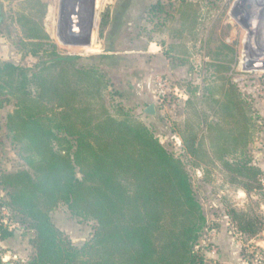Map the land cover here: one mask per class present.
Returning a JSON list of instances; mask_svg holds the SVG:
<instances>
[{
    "label": "rangeland",
    "instance_id": "rangeland-1",
    "mask_svg": "<svg viewBox=\"0 0 264 264\" xmlns=\"http://www.w3.org/2000/svg\"><path fill=\"white\" fill-rule=\"evenodd\" d=\"M256 1L0 0V67L12 63L32 79L41 65L58 71L59 65L51 67L57 56L97 65L108 82L105 107L115 114L120 106L137 116L180 157L206 219L195 248L205 264L264 261V0ZM247 2L251 9L238 14L236 8ZM156 75L171 83L172 92L162 102ZM235 103V116H230ZM13 104L7 88L0 87V175L28 169L4 133ZM149 104L155 105L153 116L144 112ZM193 110L197 116L192 123L206 118L231 130L230 147L259 169L256 181L235 176L219 163L196 165L184 153L178 129ZM201 127L199 135H204L206 127ZM245 186L254 188L245 192ZM7 198L0 185V201ZM232 209L255 221L253 236L236 229ZM50 216L77 248L93 236L95 220L73 216L65 204L59 203ZM21 219L1 207L0 222L11 235L0 239V255L9 264L26 262L35 251V231Z\"/></svg>",
    "mask_w": 264,
    "mask_h": 264
},
{
    "label": "trees",
    "instance_id": "trees-1",
    "mask_svg": "<svg viewBox=\"0 0 264 264\" xmlns=\"http://www.w3.org/2000/svg\"><path fill=\"white\" fill-rule=\"evenodd\" d=\"M77 59L57 56L51 67L58 71L41 65L32 79L12 63L0 67V87L14 99L4 133L28 167L0 175L8 196L0 210H14L35 231L34 254L21 264H205L195 248L206 219L183 161L137 116L120 106L111 113L103 70ZM196 116L191 111L178 129L194 164L219 163L256 181L259 169L230 147L231 130L206 118L192 123ZM59 203L95 220L90 241L77 248L54 226L50 212ZM230 217L239 232L256 233L246 213L232 209ZM10 235L0 222V239Z\"/></svg>",
    "mask_w": 264,
    "mask_h": 264
},
{
    "label": "built area",
    "instance_id": "built-area-1",
    "mask_svg": "<svg viewBox=\"0 0 264 264\" xmlns=\"http://www.w3.org/2000/svg\"><path fill=\"white\" fill-rule=\"evenodd\" d=\"M154 84L157 99L162 102L163 99L172 92L171 83L163 76L156 75L154 76ZM262 264H264V261L262 262Z\"/></svg>",
    "mask_w": 264,
    "mask_h": 264
},
{
    "label": "water",
    "instance_id": "water-1",
    "mask_svg": "<svg viewBox=\"0 0 264 264\" xmlns=\"http://www.w3.org/2000/svg\"><path fill=\"white\" fill-rule=\"evenodd\" d=\"M251 7H252V3H245L244 4V6L242 7V6H238L237 8H236V12L238 13V14H244L247 10H250L251 9ZM256 63H257V60H256ZM144 112L146 113V114H149V115H155V105L154 104H149L145 109H144ZM3 262L5 263V264H9L7 261H8V257L7 256H4L3 257Z\"/></svg>",
    "mask_w": 264,
    "mask_h": 264
},
{
    "label": "bare ground",
    "instance_id": "bare-ground-1",
    "mask_svg": "<svg viewBox=\"0 0 264 264\" xmlns=\"http://www.w3.org/2000/svg\"><path fill=\"white\" fill-rule=\"evenodd\" d=\"M252 1V0H251ZM255 3H257V1L255 0Z\"/></svg>",
    "mask_w": 264,
    "mask_h": 264
}]
</instances>
